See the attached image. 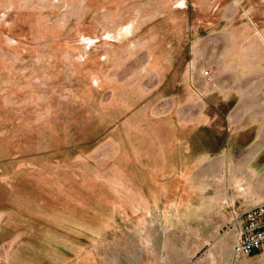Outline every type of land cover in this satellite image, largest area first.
Instances as JSON below:
<instances>
[{"label":"rangeland","instance_id":"rangeland-1","mask_svg":"<svg viewBox=\"0 0 264 264\" xmlns=\"http://www.w3.org/2000/svg\"><path fill=\"white\" fill-rule=\"evenodd\" d=\"M225 23L233 44L264 30V0H0V264H264L192 197L156 205L140 170L146 126L205 119L161 85L175 41Z\"/></svg>","mask_w":264,"mask_h":264},{"label":"crops","instance_id":"crops-1","mask_svg":"<svg viewBox=\"0 0 264 264\" xmlns=\"http://www.w3.org/2000/svg\"><path fill=\"white\" fill-rule=\"evenodd\" d=\"M227 27L225 23L222 35H200L190 44L178 37L177 58L161 81V85H175L171 91L177 94L187 87L177 118L201 96L206 101L195 110L199 114L186 117L205 119L177 120L172 128L146 126L144 133L155 139L145 134L139 147L144 150L140 170L149 182L147 192L158 198L156 205L166 202V197H192L191 207L200 205L201 212L210 215L212 228L233 226L240 211L264 199V30L250 26V34L233 44ZM248 36L257 39L262 49L250 52L251 63H247L248 56L233 59V53L247 50ZM220 38L223 51L212 52L221 46ZM184 48L188 61L181 55ZM244 59L249 65L247 73L240 71ZM129 161L137 163V157ZM189 179L192 188L187 186ZM141 264L150 262L142 259Z\"/></svg>","mask_w":264,"mask_h":264},{"label":"built area","instance_id":"built-area-1","mask_svg":"<svg viewBox=\"0 0 264 264\" xmlns=\"http://www.w3.org/2000/svg\"><path fill=\"white\" fill-rule=\"evenodd\" d=\"M203 74L208 76V71ZM232 225L237 230L232 249L237 259L264 252V199L240 211Z\"/></svg>","mask_w":264,"mask_h":264},{"label":"bare ground","instance_id":"bare-ground-1","mask_svg":"<svg viewBox=\"0 0 264 264\" xmlns=\"http://www.w3.org/2000/svg\"><path fill=\"white\" fill-rule=\"evenodd\" d=\"M130 31H131V25H127V26L120 29V35L122 36V34H129Z\"/></svg>","mask_w":264,"mask_h":264}]
</instances>
